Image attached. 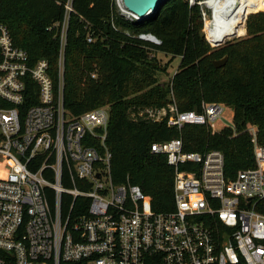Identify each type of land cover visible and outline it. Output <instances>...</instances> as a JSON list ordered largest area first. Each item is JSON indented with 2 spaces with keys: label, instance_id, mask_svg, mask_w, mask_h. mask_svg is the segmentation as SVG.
<instances>
[{
  "label": "built area",
  "instance_id": "obj_1",
  "mask_svg": "<svg viewBox=\"0 0 264 264\" xmlns=\"http://www.w3.org/2000/svg\"><path fill=\"white\" fill-rule=\"evenodd\" d=\"M209 1L188 0L199 7L209 45L244 37L215 41L223 21ZM114 3L126 19L137 18L123 0ZM71 11L69 1L60 35L61 77ZM248 16L240 23L245 32ZM134 38L153 51L162 46L152 33ZM201 108L180 111L172 98L131 117L167 121L179 130L206 125L216 133L224 105L203 102ZM110 119L104 106L77 117L67 113L49 62L32 63L0 22V264H264V138L255 125L245 129L255 167L233 180L219 150L186 151L180 138L153 143L151 152L174 169V210L157 213L143 209L146 195L138 185L113 182Z\"/></svg>",
  "mask_w": 264,
  "mask_h": 264
},
{
  "label": "trees",
  "instance_id": "obj_2",
  "mask_svg": "<svg viewBox=\"0 0 264 264\" xmlns=\"http://www.w3.org/2000/svg\"><path fill=\"white\" fill-rule=\"evenodd\" d=\"M69 1L72 11L61 77L60 35ZM252 4L256 5L250 8L246 35L219 48L206 41L199 7H190L188 0H167L157 15L143 22L122 16L114 0H0V22L32 63L49 62L56 91H62L63 107L72 117L110 106L107 144L113 182L120 185L129 179L146 195L144 210L168 213L174 210V169L165 156L151 152L153 143L180 138L186 151L219 150L230 180L255 167L245 129L255 125L260 140L264 138V0ZM143 32L156 35L162 46L153 51L134 38ZM158 54L181 59L169 84L160 81L168 63L163 65ZM225 56L226 64L216 68L214 62ZM172 98L184 112H201L203 102L229 106L236 134L231 129L214 133L206 125L179 130L167 121L131 117L139 109L167 106Z\"/></svg>",
  "mask_w": 264,
  "mask_h": 264
},
{
  "label": "bare ground",
  "instance_id": "obj_3",
  "mask_svg": "<svg viewBox=\"0 0 264 264\" xmlns=\"http://www.w3.org/2000/svg\"><path fill=\"white\" fill-rule=\"evenodd\" d=\"M251 2L252 0H210L208 2L216 13H221L222 19L219 21H223L222 30L214 35L215 41L220 42L226 39V36L233 34L241 36L245 33L244 29L240 28V23L243 17L249 13Z\"/></svg>",
  "mask_w": 264,
  "mask_h": 264
},
{
  "label": "rangeland",
  "instance_id": "obj_4",
  "mask_svg": "<svg viewBox=\"0 0 264 264\" xmlns=\"http://www.w3.org/2000/svg\"><path fill=\"white\" fill-rule=\"evenodd\" d=\"M253 5H256V4L250 5V8ZM245 35H246V32L243 35H241V36H245ZM236 39H240V38H231V39L227 40L226 43L232 42V41H234ZM157 58L159 59V61L163 65H166V63H168V71H167L168 73L167 72L166 73H161L160 74V81L162 83H168L169 84L172 81L173 77H174V74H175V72H176V70L178 68V65L180 64L181 59L178 57V58L173 60L171 56H169V55L165 56V55H162V54H158ZM223 105L225 107V113L223 115V119L218 124H216V129H217L216 132L217 133H221L225 129H231L233 131V133H235L237 131V128H236V125L234 124V112L229 106H227L225 104H223ZM104 107H107L110 110V106L109 105H106Z\"/></svg>",
  "mask_w": 264,
  "mask_h": 264
},
{
  "label": "water",
  "instance_id": "obj_5",
  "mask_svg": "<svg viewBox=\"0 0 264 264\" xmlns=\"http://www.w3.org/2000/svg\"><path fill=\"white\" fill-rule=\"evenodd\" d=\"M166 1L167 0H123V3L125 8L137 17L134 22H143L157 15ZM227 60L228 57L225 56L223 59L215 61L214 65L216 68H221L226 64Z\"/></svg>",
  "mask_w": 264,
  "mask_h": 264
}]
</instances>
